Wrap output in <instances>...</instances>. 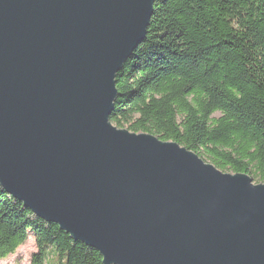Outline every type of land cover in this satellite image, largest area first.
<instances>
[{
	"label": "water",
	"instance_id": "water-1",
	"mask_svg": "<svg viewBox=\"0 0 264 264\" xmlns=\"http://www.w3.org/2000/svg\"><path fill=\"white\" fill-rule=\"evenodd\" d=\"M155 0H0V185L103 264H264V184L110 122Z\"/></svg>",
	"mask_w": 264,
	"mask_h": 264
},
{
	"label": "trees",
	"instance_id": "trees-1",
	"mask_svg": "<svg viewBox=\"0 0 264 264\" xmlns=\"http://www.w3.org/2000/svg\"><path fill=\"white\" fill-rule=\"evenodd\" d=\"M116 88L117 128L264 184V0H155L146 40ZM30 238L32 264H103L0 185V262Z\"/></svg>",
	"mask_w": 264,
	"mask_h": 264
},
{
	"label": "rangeland",
	"instance_id": "rangeland-1",
	"mask_svg": "<svg viewBox=\"0 0 264 264\" xmlns=\"http://www.w3.org/2000/svg\"><path fill=\"white\" fill-rule=\"evenodd\" d=\"M228 174V173H227ZM254 184H263L255 180L254 176H251ZM36 252L35 242L32 238L23 246H21L15 255L0 262V264H32V255Z\"/></svg>",
	"mask_w": 264,
	"mask_h": 264
}]
</instances>
